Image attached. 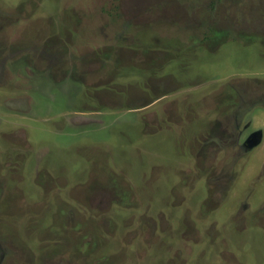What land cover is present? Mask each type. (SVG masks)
<instances>
[{"label": "rangeland", "instance_id": "obj_1", "mask_svg": "<svg viewBox=\"0 0 264 264\" xmlns=\"http://www.w3.org/2000/svg\"><path fill=\"white\" fill-rule=\"evenodd\" d=\"M0 264H264V0H0Z\"/></svg>", "mask_w": 264, "mask_h": 264}]
</instances>
